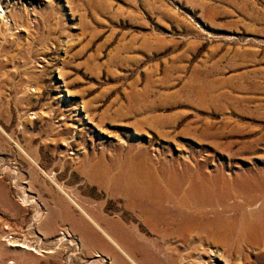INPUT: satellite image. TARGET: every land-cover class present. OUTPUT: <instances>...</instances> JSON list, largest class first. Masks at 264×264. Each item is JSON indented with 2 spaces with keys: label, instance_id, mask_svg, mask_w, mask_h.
Returning <instances> with one entry per match:
<instances>
[{
  "label": "rangeland",
  "instance_id": "rangeland-1",
  "mask_svg": "<svg viewBox=\"0 0 264 264\" xmlns=\"http://www.w3.org/2000/svg\"><path fill=\"white\" fill-rule=\"evenodd\" d=\"M1 2L0 264L193 260L125 207L135 171L192 178L160 182L217 212L209 264H264V0Z\"/></svg>",
  "mask_w": 264,
  "mask_h": 264
},
{
  "label": "bare ground",
  "instance_id": "bare-ground-1",
  "mask_svg": "<svg viewBox=\"0 0 264 264\" xmlns=\"http://www.w3.org/2000/svg\"><path fill=\"white\" fill-rule=\"evenodd\" d=\"M1 3L2 2L0 0V21H2L1 25L5 27L6 23L8 25L10 24V19L9 21L4 22V20H6L5 10L2 7L3 5H1ZM164 176H158L149 172L135 171L129 176H126L124 186L120 189H117V192L120 194V197L125 200V207L127 209L133 208L134 210H136V215L140 217L139 219H142L145 223H147L148 231L152 234L154 233L157 237V240L160 239L157 242H155L156 240L153 241L152 239V243L155 245L154 248H156L157 251L156 253H165L167 251L166 255H169V257L171 256L173 258L172 263H174L176 261V256L174 257L172 252H169V249L171 251L175 250L178 252L177 254L180 255V261L183 263L190 257H195L187 264H209L206 260H204V254L207 255L208 253L209 255L214 256V252L212 250H209V252H204V249H206L207 247L204 248V246L202 245L200 247L198 246L197 248L196 244L192 245L191 247L188 246L189 237L190 235H192L191 233L194 228L193 230L189 229L196 221H198L196 220L197 218H195L198 215H203L206 213L216 214L217 212L214 210V208L212 209L211 207L210 209L205 210L206 208L203 209L202 207L196 208L189 206L185 208L186 206H181V201L184 199H182L181 197H177L175 195L176 193H163L164 191L163 187L161 186L162 182H160V179L165 178ZM175 176L176 177L174 178V180L168 178L167 176L165 179L168 180V182L171 181L175 183V185L185 183V181H188V185L190 183L192 184V178H190V176L182 175V173L179 172L175 173ZM169 203H171V205H168ZM207 207L209 208V206ZM168 233L173 234L174 237L170 238L166 236V234L168 235ZM196 233L198 235L200 232ZM168 238L173 240L172 242H174L175 244H169L167 241L169 240ZM163 241H167L166 244L163 243ZM162 246L164 248H162ZM126 255L128 256V254Z\"/></svg>",
  "mask_w": 264,
  "mask_h": 264
}]
</instances>
